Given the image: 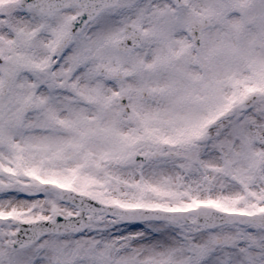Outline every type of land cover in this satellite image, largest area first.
<instances>
[{
    "label": "snow or ice",
    "instance_id": "1",
    "mask_svg": "<svg viewBox=\"0 0 264 264\" xmlns=\"http://www.w3.org/2000/svg\"><path fill=\"white\" fill-rule=\"evenodd\" d=\"M0 264H264V0H0Z\"/></svg>",
    "mask_w": 264,
    "mask_h": 264
}]
</instances>
